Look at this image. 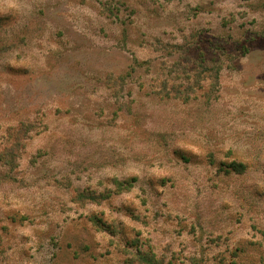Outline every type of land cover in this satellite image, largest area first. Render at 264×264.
I'll return each instance as SVG.
<instances>
[{"label": "rangeland", "instance_id": "374dc122", "mask_svg": "<svg viewBox=\"0 0 264 264\" xmlns=\"http://www.w3.org/2000/svg\"><path fill=\"white\" fill-rule=\"evenodd\" d=\"M0 264H264V0H0Z\"/></svg>", "mask_w": 264, "mask_h": 264}, {"label": "trees", "instance_id": "16d2710c", "mask_svg": "<svg viewBox=\"0 0 264 264\" xmlns=\"http://www.w3.org/2000/svg\"><path fill=\"white\" fill-rule=\"evenodd\" d=\"M245 166L236 162H232L231 164H229L228 166H226V174H228L229 172H232L233 174H243L245 172ZM163 183H165L164 179H162ZM110 182L112 184V186H114L116 189L119 190V192H127L130 191L131 189L134 188L136 179L135 178H129L127 180L121 181L118 180L117 178H112L110 179ZM85 195L81 196L82 200H84L85 203H88L90 201L95 202L98 199H101L102 197V193H97L95 191H85ZM27 218L29 219V217L26 215H22V217L20 218V223H22L24 220H27ZM30 220V219H29Z\"/></svg>", "mask_w": 264, "mask_h": 264}]
</instances>
